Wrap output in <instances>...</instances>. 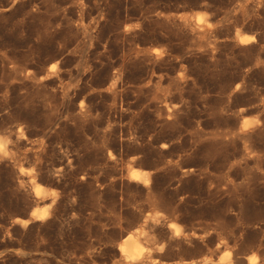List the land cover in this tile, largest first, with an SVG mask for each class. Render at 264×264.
Instances as JSON below:
<instances>
[{
  "label": "rangeland",
  "instance_id": "374dc122",
  "mask_svg": "<svg viewBox=\"0 0 264 264\" xmlns=\"http://www.w3.org/2000/svg\"><path fill=\"white\" fill-rule=\"evenodd\" d=\"M0 139V264H264V0H0Z\"/></svg>",
  "mask_w": 264,
  "mask_h": 264
},
{
  "label": "bare ground",
  "instance_id": "6f19581e",
  "mask_svg": "<svg viewBox=\"0 0 264 264\" xmlns=\"http://www.w3.org/2000/svg\"><path fill=\"white\" fill-rule=\"evenodd\" d=\"M203 20V14H197L196 21L197 23H200ZM254 40L253 35H239V41L243 44L248 43L250 41ZM54 66H52L53 68ZM251 126V121L246 118L241 126L240 130L248 129ZM3 141L0 139V152L4 153V149H2ZM129 178L133 181H139L143 184H148L149 178L148 173L144 170L138 169V168H131L129 171ZM34 190L36 195H39L43 192V187L41 185H35ZM47 210H34L32 213V218L34 219H40L44 218L46 216ZM175 223H170V227H175ZM178 229L176 228L175 232H177ZM144 238H143V231L141 230H134L126 238L122 240V242L119 244V249L121 252V256L124 259L127 264H137L143 260L145 257L147 248L143 245ZM226 250L228 249V246H225ZM220 251V249H218ZM224 256L229 259V263L232 262V252L226 251ZM256 259L254 258H248L247 264H256ZM203 264H209L208 262H204ZM211 264H219V263H211Z\"/></svg>",
  "mask_w": 264,
  "mask_h": 264
}]
</instances>
